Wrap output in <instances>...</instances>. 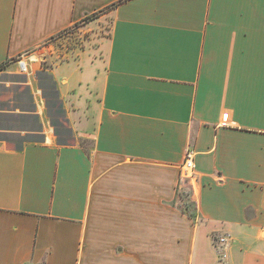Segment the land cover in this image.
<instances>
[{
    "label": "crops",
    "instance_id": "0c3cea01",
    "mask_svg": "<svg viewBox=\"0 0 264 264\" xmlns=\"http://www.w3.org/2000/svg\"><path fill=\"white\" fill-rule=\"evenodd\" d=\"M29 52L42 129L0 140V264H264V0H0V72Z\"/></svg>",
    "mask_w": 264,
    "mask_h": 264
},
{
    "label": "rangeland",
    "instance_id": "374dc122",
    "mask_svg": "<svg viewBox=\"0 0 264 264\" xmlns=\"http://www.w3.org/2000/svg\"><path fill=\"white\" fill-rule=\"evenodd\" d=\"M77 29V28H76ZM75 30L71 31L69 34L75 33ZM50 44H55L54 41ZM49 44V45H50ZM81 44V36L77 32V46ZM43 68H46L49 66L50 61L42 60ZM15 63H13L14 65ZM16 67L11 69H6L4 72H0V140L6 139V134L8 132H11L12 130H17L24 126L23 118L20 116V110L22 107L26 106L25 109L29 106L28 103L30 102V98L32 96V90L31 85H33V77H29L30 73L28 75L23 74L19 68L18 65L15 64ZM40 74H37L36 77L39 78L38 85L36 84V87L43 90L44 97H46L47 88H46V82L45 80L39 76ZM33 78V80H31ZM35 87V89H36ZM36 91V90H35ZM49 99V100H48ZM46 103L49 110V117L52 119L51 122L55 120L56 116L54 113H51V109L49 108V102L51 101L50 98H48ZM45 103V104H46ZM46 107V106H45ZM7 116H17L20 117L16 120L6 117ZM9 134V133H8ZM7 138V142H15L16 144L22 143L24 141L31 140L28 137H24L23 139H16V138ZM9 139V140H8ZM14 143V144H15ZM181 193L183 194L184 198H186L187 203H191V187L188 185V182L181 183ZM185 202H179V207H184ZM219 238H216V241H218ZM223 260V259H222Z\"/></svg>",
    "mask_w": 264,
    "mask_h": 264
},
{
    "label": "trees",
    "instance_id": "16d2710c",
    "mask_svg": "<svg viewBox=\"0 0 264 264\" xmlns=\"http://www.w3.org/2000/svg\"><path fill=\"white\" fill-rule=\"evenodd\" d=\"M1 69H3V68H1ZM39 76H41L45 80V82L47 83L45 85L47 90H48L46 93V97H47V99L48 98L51 99V101L49 102V108L51 109L50 112L54 113L56 116L55 120L53 121V125L58 126V124H60L62 126V123H60V119H63L65 117V111H64V108H63V105H62L56 84H55L53 78L44 72L40 73ZM31 101L33 102L32 99H31ZM31 108H32V106L29 107V109H31ZM5 116L9 117L11 119H13L15 117L14 115H12V116L5 115ZM22 118H23V122H24L23 127H25L26 129H29L28 131H35V132L41 131L42 127H41L39 117H37L35 115H30V116H23ZM62 127L64 128V126H62ZM30 129H32V130H30ZM63 130L68 134V136L71 135V130H67L66 128ZM31 139H35V140L37 139L38 140V139H40V137L37 136V137L31 138ZM17 146L21 147L22 145H21V143H19V144L17 143ZM178 197L182 199L183 194L181 192H179ZM187 209H190L191 212H194L195 211V205L188 203ZM183 211L185 213H188L185 211V209H183ZM189 216L191 218H194L195 215H194V213H191V214H189Z\"/></svg>",
    "mask_w": 264,
    "mask_h": 264
},
{
    "label": "built area",
    "instance_id": "2783aa9c",
    "mask_svg": "<svg viewBox=\"0 0 264 264\" xmlns=\"http://www.w3.org/2000/svg\"><path fill=\"white\" fill-rule=\"evenodd\" d=\"M36 62L40 63V59L37 57V55L35 54L33 55L32 52L24 54L23 56L13 60V63L18 65L21 72L26 75H28L31 72V64ZM228 118H229L228 114H225L223 120L227 122ZM193 158H194V153L192 151L187 152L184 165L182 166V174L185 179H190L192 177V172L194 170ZM231 240H232L231 235H225L223 237H220L218 242L226 250L229 248V244ZM224 258H226L225 255Z\"/></svg>",
    "mask_w": 264,
    "mask_h": 264
}]
</instances>
